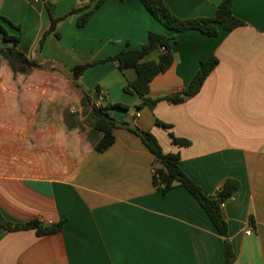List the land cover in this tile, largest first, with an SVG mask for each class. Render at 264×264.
Listing matches in <instances>:
<instances>
[{"label":"crops","instance_id":"obj_1","mask_svg":"<svg viewBox=\"0 0 264 264\" xmlns=\"http://www.w3.org/2000/svg\"><path fill=\"white\" fill-rule=\"evenodd\" d=\"M222 1L165 0L181 19L213 17ZM89 4L0 0V27L19 36L18 48L40 66L14 76L0 54V150L29 155L0 156V212L13 223L65 221L64 230L50 236L1 230L0 264H228L224 238L197 200L184 187L163 196L154 186V156L138 135L117 128L114 145L104 153L90 150L69 172L71 133L80 128L70 113L74 95L82 107L84 92L99 105L128 107L109 113L120 123L153 133L164 153H180L184 172L207 197L219 195L227 179L238 182L223 208L233 264H264V0H233L234 14L245 26L220 27L215 38L170 31L140 0H109L83 29L77 26L78 15L64 19L59 38L50 34L40 49L51 26L47 7L59 19ZM151 32L177 39L175 63L152 81V99L180 93L202 61L218 58L196 97L179 105L162 101L137 116L140 98L124 92L137 77L134 69L123 73L111 62L74 78L76 65L116 55L128 45L140 49ZM0 46H14L1 30ZM157 120L172 125L171 131L157 126ZM170 133L191 145H176ZM39 149L46 151L44 157ZM38 159L47 162L43 166L51 167L53 177L38 175L36 168L43 164ZM62 168L67 175H59Z\"/></svg>","mask_w":264,"mask_h":264},{"label":"trees","instance_id":"obj_2","mask_svg":"<svg viewBox=\"0 0 264 264\" xmlns=\"http://www.w3.org/2000/svg\"><path fill=\"white\" fill-rule=\"evenodd\" d=\"M109 0H90V4L84 8L73 9L67 16L63 18L55 17L51 10L47 7V10L51 17V26L47 30L40 42V49H43L47 37L57 33L59 24L69 16L78 15L77 26L83 29L89 23L93 13L98 10L102 5L104 6ZM125 1V0H120ZM127 1V0H126ZM142 4L148 10V14L156 21L160 22L166 28L170 29L177 34H182L192 31H199L202 34L209 37H218L220 35V27L227 31H232L240 27L245 26V23L238 19L233 11V0H223L219 5L216 15L207 18L197 19H181L172 14V11L165 0H140ZM13 27L20 31L21 27L13 24L12 21L6 19ZM0 30L4 34L5 41L12 42L14 46H0V54L10 65L14 76L28 75L34 69H38L40 66L34 60H30L21 50L18 48L20 43L19 36L9 35L4 27H0ZM177 43L176 37H169L167 34H160L151 32L148 36V42H146L140 49H131L129 45L126 49H123L116 55L109 56L105 59H100L92 63L76 65L73 69L74 78L78 81L85 73L96 65H104L111 62L118 64L119 70L123 73L129 69H134L137 73L136 79L128 82L124 88V92L127 94L137 95L140 98V102L136 106V112L139 113L142 110L149 109L154 110L158 103L166 101L173 105L183 104L188 100L196 97L208 77L216 69L218 65V58L211 56L209 59L202 61L198 73L193 78L192 82L180 93L162 97L159 99H152L150 95V85L159 75L169 71L176 59L174 53V46ZM159 53L157 60H149L153 54ZM97 92L101 94V89L97 86ZM82 107L89 116V127L92 129V136H96V141H92V146L85 151L81 159L84 158L90 150H95L98 153L106 152L116 142V136L114 131L117 128H125L128 131L138 135L147 150L154 156V175L153 184L157 190L162 193L163 196L168 195L178 187H184L190 195L197 200L201 207L206 211L208 218L217 229V231L224 238L225 257L228 264H233L236 261V256L233 251V246L229 236L228 224L222 208V203H226L231 200L239 189L238 182L227 179L224 185V189L216 197H207L206 193L200 185L193 181L183 170L181 166L180 153H164L162 145L157 137L150 131H144L138 127H129L126 123H120L113 118L109 111L112 108H120L121 110L129 111V108L121 105L120 103H108L106 106L97 104L94 98L84 92L82 99ZM78 123V122H77ZM157 126L164 128L166 131H171L172 125L165 124L161 120L156 121ZM75 128H82V124H75ZM170 136L173 142L180 146L188 148L191 143L187 139H181L175 137L172 133ZM20 141V140H19ZM16 142V146L18 142ZM70 150V147H69ZM39 151H46L39 149ZM38 151V153H39ZM44 153H39L44 157ZM0 156L6 157V159H13L15 157L29 156L23 151L15 150L13 153H7V151L0 150ZM71 156V152H70ZM80 159V160H81ZM79 160V161H80ZM40 163H43L41 167H37L36 171L38 175L42 176H54V172L51 167H44L47 162L38 159ZM50 161V160H49ZM68 170L71 173L77 164L70 162ZM51 162V161H50ZM51 164V163H49ZM53 165V164H51ZM32 168V167H31ZM30 169V168H29ZM63 171H59V175H67L64 168ZM253 218L250 219V224L253 225ZM65 221L58 224H43L39 220H33L28 223H13L6 220L3 214L0 212V231L17 232V231H30L36 230L39 236H50L62 232L64 230Z\"/></svg>","mask_w":264,"mask_h":264},{"label":"rangeland","instance_id":"obj_3","mask_svg":"<svg viewBox=\"0 0 264 264\" xmlns=\"http://www.w3.org/2000/svg\"><path fill=\"white\" fill-rule=\"evenodd\" d=\"M76 99L77 98L74 95L72 111L70 114L72 115L73 119L78 120L82 124V128H79V130L77 131L73 130L71 133L70 162L75 165L79 162L82 155H84V149L85 151H87L92 146V141H96V136H92V131L89 129V116ZM131 111L133 112L134 109H132ZM75 117H77L78 119ZM40 152L44 153V151H39V153Z\"/></svg>","mask_w":264,"mask_h":264},{"label":"built area","instance_id":"obj_4","mask_svg":"<svg viewBox=\"0 0 264 264\" xmlns=\"http://www.w3.org/2000/svg\"><path fill=\"white\" fill-rule=\"evenodd\" d=\"M137 116H140V114L139 113H137ZM222 208H224L225 207V203H222ZM247 232V234H249V235H251L252 234V228H248V230L246 231Z\"/></svg>","mask_w":264,"mask_h":264}]
</instances>
